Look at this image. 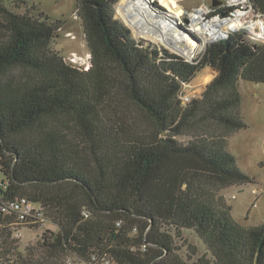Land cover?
Instances as JSON below:
<instances>
[{
  "label": "trees",
  "instance_id": "obj_1",
  "mask_svg": "<svg viewBox=\"0 0 264 264\" xmlns=\"http://www.w3.org/2000/svg\"><path fill=\"white\" fill-rule=\"evenodd\" d=\"M116 1L77 0L82 67L50 46L61 25L0 0V207L25 198L53 225L20 251L18 228L38 224L0 209V264H264V222L238 223L220 193L252 181L227 138L245 127L240 83H264V40L232 32L189 62L136 40Z\"/></svg>",
  "mask_w": 264,
  "mask_h": 264
},
{
  "label": "rangeland",
  "instance_id": "obj_2",
  "mask_svg": "<svg viewBox=\"0 0 264 264\" xmlns=\"http://www.w3.org/2000/svg\"><path fill=\"white\" fill-rule=\"evenodd\" d=\"M14 1L6 0L12 10L21 13L25 10H30L33 6L38 13H42V16H47L49 20L61 25L50 46L55 51H58L68 63L82 67L89 65L90 54L86 45L81 20L76 14L77 0H26V3L21 4L19 8L15 6ZM211 1L178 0V4L184 10L178 20V28L181 30L190 28V14L201 5L207 6L208 10H210L208 16H204L205 21L212 16V12L217 13L222 3L219 6L212 7ZM116 2L113 6L114 17L119 19L115 16ZM252 18L257 20L259 17H257L256 13H253ZM122 23L128 27L124 22ZM130 31L136 40H143L146 43L150 42L157 47L165 48L170 53L176 54L166 48L161 42L139 35L132 29ZM239 31L244 32L252 40L263 41V38L252 36L245 30ZM192 35L195 36V34ZM206 45H202L192 56L193 62L201 57ZM176 55L184 60H189L185 56ZM215 75L216 70L212 67L205 66L200 69L189 83L182 85L180 95L182 102L185 104L190 99L200 97L206 85ZM239 89L242 93L239 112L245 127L233 132L227 138L228 150L234 155L237 167L245 174H248L252 181L232 185L221 190L220 193L231 206V214L234 220L245 226H253L264 222V83L243 81L240 83ZM187 139L188 136L186 135L179 137L181 141H186ZM2 177L0 172V180ZM52 227L53 225L49 223L38 227L26 225L19 227L17 230L18 234L14 235L18 241V250L22 251L27 244L34 243L45 229ZM194 241L200 249L199 253H201L204 249L203 243L199 238L194 239Z\"/></svg>",
  "mask_w": 264,
  "mask_h": 264
},
{
  "label": "bare ground",
  "instance_id": "obj_3",
  "mask_svg": "<svg viewBox=\"0 0 264 264\" xmlns=\"http://www.w3.org/2000/svg\"><path fill=\"white\" fill-rule=\"evenodd\" d=\"M205 9L201 5L193 10L190 28L182 30L178 28V20L184 10L178 0H118L115 16L135 33L153 38L187 59L192 58L202 45L219 40L229 32L245 30L254 33L256 27L264 26L260 21H242L243 12H237L234 18L215 15L205 21Z\"/></svg>",
  "mask_w": 264,
  "mask_h": 264
},
{
  "label": "built area",
  "instance_id": "obj_4",
  "mask_svg": "<svg viewBox=\"0 0 264 264\" xmlns=\"http://www.w3.org/2000/svg\"><path fill=\"white\" fill-rule=\"evenodd\" d=\"M219 9L221 11L217 13H213L211 17L215 15L221 16L222 11H228L227 15H224V16L222 15L221 17L234 18L237 12H243L242 21L246 23L260 21V22H263V25H264V14L255 11L249 0H224L222 1V6ZM209 13H210V10H208V7L206 6L205 15L208 16ZM253 13H256L257 17H259L257 20L252 18ZM208 19H206V21ZM232 32H235V31H232ZM232 32H229V33H232ZM229 33H227L223 38H226ZM248 33L258 38L261 37L264 40V26L256 27V31L254 33H251V32H248ZM208 43H211V42H208ZM0 209L3 212H6V211L14 212L17 215L18 221L21 223L30 224V225L38 224V226H41L47 223V221L43 217H41L40 214L36 213L32 204L29 201H27L25 198H20L17 200L10 201L6 204H3L0 207ZM144 246L145 245H143V247ZM92 260L95 261V257H93ZM99 263L100 264H112V262L108 258H105V257H103L99 261ZM67 264H82V263L68 260Z\"/></svg>",
  "mask_w": 264,
  "mask_h": 264
},
{
  "label": "water",
  "instance_id": "obj_5",
  "mask_svg": "<svg viewBox=\"0 0 264 264\" xmlns=\"http://www.w3.org/2000/svg\"><path fill=\"white\" fill-rule=\"evenodd\" d=\"M221 3H222V1L221 0H212L211 1V6L212 7H216V6H219V5H221ZM228 14V11H222L221 12V15H227ZM213 41H215V40H213ZM210 42H212V41H210ZM186 61H189V62H193V59H189V60H186Z\"/></svg>",
  "mask_w": 264,
  "mask_h": 264
}]
</instances>
